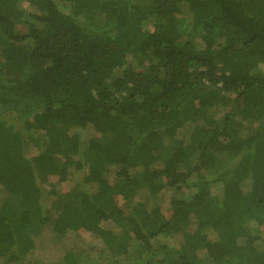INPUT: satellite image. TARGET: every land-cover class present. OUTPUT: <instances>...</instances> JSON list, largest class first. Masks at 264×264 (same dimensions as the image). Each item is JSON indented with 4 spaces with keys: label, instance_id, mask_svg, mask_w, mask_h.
I'll list each match as a JSON object with an SVG mask.
<instances>
[{
    "label": "trees",
    "instance_id": "16d2710c",
    "mask_svg": "<svg viewBox=\"0 0 264 264\" xmlns=\"http://www.w3.org/2000/svg\"><path fill=\"white\" fill-rule=\"evenodd\" d=\"M263 227L264 0H0V264H264Z\"/></svg>",
    "mask_w": 264,
    "mask_h": 264
},
{
    "label": "rangeland",
    "instance_id": "374dc122",
    "mask_svg": "<svg viewBox=\"0 0 264 264\" xmlns=\"http://www.w3.org/2000/svg\"><path fill=\"white\" fill-rule=\"evenodd\" d=\"M181 135H182V131H179L177 136L180 137ZM36 142L38 144H42L44 142V140H43V138L38 137ZM111 178L113 179V177H111ZM51 180L54 183L57 184L56 187H57V189H58L59 192H64V190H65V182L59 181L58 177H56V176H51ZM36 226L37 225H33L34 229L36 228ZM263 230H264V227H263ZM87 234H89V233H87Z\"/></svg>",
    "mask_w": 264,
    "mask_h": 264
}]
</instances>
